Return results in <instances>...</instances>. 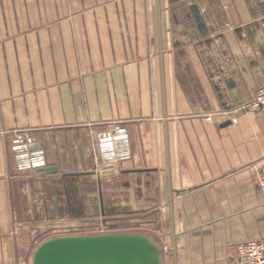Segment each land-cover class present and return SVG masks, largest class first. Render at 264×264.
Listing matches in <instances>:
<instances>
[{"label": "crops", "instance_id": "crops-1", "mask_svg": "<svg viewBox=\"0 0 264 264\" xmlns=\"http://www.w3.org/2000/svg\"><path fill=\"white\" fill-rule=\"evenodd\" d=\"M262 86L264 0H160V18L156 0H0V264H31L48 228L171 248L170 203L177 264L264 242ZM118 125L130 158L96 167ZM16 131L39 138L41 172L15 170Z\"/></svg>", "mask_w": 264, "mask_h": 264}, {"label": "water", "instance_id": "water-1", "mask_svg": "<svg viewBox=\"0 0 264 264\" xmlns=\"http://www.w3.org/2000/svg\"><path fill=\"white\" fill-rule=\"evenodd\" d=\"M160 18V0H156ZM162 65V44L160 40ZM171 249L173 264L177 252L170 203ZM164 252L150 236L138 232L56 236L41 242L31 264H164Z\"/></svg>", "mask_w": 264, "mask_h": 264}, {"label": "built area", "instance_id": "built-area-1", "mask_svg": "<svg viewBox=\"0 0 264 264\" xmlns=\"http://www.w3.org/2000/svg\"><path fill=\"white\" fill-rule=\"evenodd\" d=\"M249 111H264V86L258 88L254 98L247 106ZM205 120L210 121L209 117ZM11 147L17 168L21 171H36L45 167L44 151L39 138L30 133H17L11 140ZM96 166L113 170L118 164L130 158L128 134L123 126H113L101 130L95 135L93 149ZM255 170L256 194L264 202V158L253 165ZM68 234H80L77 228H67ZM106 230L99 227L85 234H102ZM106 233V232H105ZM164 257L168 249L162 247ZM231 264H264V242L255 240L238 244L235 247V259Z\"/></svg>", "mask_w": 264, "mask_h": 264}, {"label": "rangeland", "instance_id": "rangeland-1", "mask_svg": "<svg viewBox=\"0 0 264 264\" xmlns=\"http://www.w3.org/2000/svg\"><path fill=\"white\" fill-rule=\"evenodd\" d=\"M113 127V126H112ZM105 130V129H104ZM101 131V130H100ZM99 132V131H98ZM17 133H27V132H23V131H16V132H12V134H11V137H10V140H9V149H10V153H11V156H12V160H13V164H14V168H15V170L17 171V172H19V173H26V172H35V171H21V170H19L18 168H17V165H16V163H15V159H14V156H13V151H12V147H11V140H12V138H14V136L17 134ZM44 158H45V153H44ZM93 158H94V156H93ZM94 161H95V158H94ZM96 163V162H95ZM45 167H46V158H45ZM45 167L44 168H42V169H40V170H36V171H38V172H41L43 169H45ZM97 167V166H96ZM105 170V169H104ZM100 226H97V227H90V228H88V230H95V229H97V228H99ZM66 227H64V228H60V229H47L42 235H40V236H38L36 239L34 238V246H36V245H38L39 243H41L42 241H45L46 239H49V237L50 238H52V237H56V236H68V235H66V234H68V230L67 229H65ZM77 230H79V231H84V230H81V229H77ZM79 233H82V232H79ZM105 233V232H104ZM70 235V234H69ZM71 235H75V234H71ZM163 247H166L167 249H168V253H167V255H168V257L166 256V257H164V264H172L171 263V253H170V247H169V244L168 245H164Z\"/></svg>", "mask_w": 264, "mask_h": 264}]
</instances>
